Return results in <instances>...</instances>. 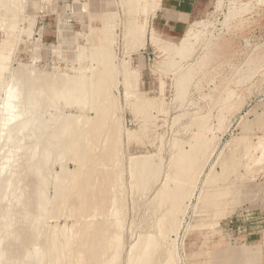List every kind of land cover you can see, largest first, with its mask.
Here are the masks:
<instances>
[{
  "label": "rangeland",
  "instance_id": "obj_1",
  "mask_svg": "<svg viewBox=\"0 0 264 264\" xmlns=\"http://www.w3.org/2000/svg\"><path fill=\"white\" fill-rule=\"evenodd\" d=\"M175 11L187 14L179 24ZM0 56V264H31L38 251L47 263L53 243L71 257L63 264L92 263L94 240L78 232L88 209L51 202L76 167L62 151L73 132L60 131L87 125L90 152L110 159L93 219L117 207L106 227L114 264L151 235L160 247L149 264H264V0H0ZM77 81L87 83L80 98ZM39 194L48 201L37 237L28 226Z\"/></svg>",
  "mask_w": 264,
  "mask_h": 264
},
{
  "label": "bare ground",
  "instance_id": "obj_2",
  "mask_svg": "<svg viewBox=\"0 0 264 264\" xmlns=\"http://www.w3.org/2000/svg\"><path fill=\"white\" fill-rule=\"evenodd\" d=\"M4 16V15H3ZM2 17V16H1ZM184 46V45H183ZM183 49V48H182ZM2 50V49H1ZM186 50H187V48H186ZM175 51V50H174ZM178 51V50H177ZM184 51V50H183ZM176 52V51H175ZM174 52V54H177V53H175ZM181 52V51H180ZM186 52V51H185ZM180 54V53H179ZM182 54H183V52H182ZM181 54V55H182ZM108 56H109V54H108ZM1 57V56H0ZM176 57H177V55H176ZM180 57V56H179ZM2 58V57H1ZM108 58V57H107ZM106 58V59H107ZM109 58H110V56H109ZM178 59V58H177ZM1 60V59H0ZM3 61H6V57L4 58V56H3V59L0 61V64H2L3 65V63L5 64L6 62H3ZM106 61V60H105ZM108 61V60H107ZM110 64V63H109ZM2 65H0V73H2L3 71H5L4 70V68L5 67H3ZM6 65V64H5ZM4 65V66H5ZM123 65V64H122ZM3 68H2V67ZM104 66H106V65H104ZM107 67V66H106ZM110 67V66H109ZM7 68V67H6ZM108 68V67H107ZM109 69V68H108ZM123 69V68H122ZM106 70V69H105ZM104 70V71H105ZM111 70V69H110ZM107 72V71H106ZM105 72V73H106ZM123 72V71H122ZM121 72V73H122ZM128 72V71H127ZM125 73V72H124ZM134 73V72H133ZM102 74V73H101ZM128 75H129V73H127ZM131 74V73H130ZM100 75V74H99ZM133 75V74H132ZM101 77V76H100ZM131 77V76H130ZM96 78V77H95ZM93 79L94 81L96 80V79ZM83 79H85V78H83L82 77V80ZM99 79V78H98ZM101 79V78H100ZM127 80V79H126ZM100 81V80H99ZM96 82V81H95ZM61 84V83H60ZM92 84H93V81H92ZM66 85V84H65ZM64 85V86H65ZM87 85V83L85 82V81H77L76 83H75V87L72 85V87L71 88H74V90L76 91L77 90V92H72L70 89H62L61 91V93H59V95H58V93H57V95L58 96H62L63 98L64 97H67L68 95H71L72 93L74 94V95H76V96H78L79 98L81 97V95L80 94H83V95H87V93H85V92H83V89L85 88V86ZM90 85H91V82H90ZM94 86H95V84H93ZM96 85H98V81H97V84ZM96 87V86H95ZM61 88H63V87H61ZM92 88V87H91ZM96 88H99L98 86L96 87ZM95 88V89H96ZM9 90H10V88H8ZM93 89H94V87H93ZM95 89H94V91H95ZM14 90V89H13ZM40 90V89H39ZM39 90H37V91H39ZM73 90V89H72ZM98 90V89H97ZM94 91H91V96L90 97H92V95H95L94 93ZM12 92V91H11ZM36 92V91H35ZM72 92V93H71ZM94 92V93H93ZM98 92V91H97ZM9 93V92H8ZM11 95H12V93H10ZM54 94H56V93H54ZM61 94V95H60ZM8 96V95H7ZM55 96V95H54ZM73 96V95H72ZM97 96V95H96ZM11 98V101H10V103H12V102H15V100H16V96L13 94V96H8V98ZM57 96H55V98H56ZM75 97V96H74ZM76 99H75V101L77 102L78 100L77 99H79V98H77V97H75ZM82 100H83V98H81ZM99 99V98H98ZM35 101H36V99H34ZM33 100V101H34ZM8 101V100H7ZM32 101V100H31ZM38 101H39V99H38ZM99 101V100H98ZM98 101H96L97 103H98ZM28 102H30V101H28ZM100 102V101H99ZM7 103V102H6ZM35 103V102H34ZM81 103V101L79 102V104ZM9 103H7V105H8ZM27 104V103H26ZM31 104H33V103H31ZM30 104V105H31ZM36 104V103H35ZM81 104H83V103H81ZM99 104V103H98ZM7 105L5 104V106H6V108H5V111L8 113V114H11L12 112H14V109L15 108H13V107H15V106H13V104H11V105H8V107H7ZM34 105V104H33ZM37 105H38V103H37ZM40 105V104H39ZM85 105V104H84ZM102 105V104H101ZM94 106V105H93ZM96 106V105H95ZM97 106H100V105H97ZM33 107V106H32ZM38 108V107H37ZM100 108V107H99ZM34 109L36 110V108L34 107ZM95 109V108H94ZM97 109V108H96ZM32 110H33V108H32ZM32 110H30V111H32ZM34 110V111H35ZM98 110V109H97ZM97 110H96V112H97ZM16 111V110H15ZM99 112V111H98ZM97 112V113H98ZM29 113H31V112H29ZM36 113V112H35ZM101 113V112H100ZM97 115V114H96ZM101 116L103 115V114H100ZM104 116V115H103ZM38 117H39V115H38ZM36 115H34V116H32V121L34 122V126L36 127V128H38V127H40L41 128V124H40V122H39V120L41 121V119L40 118H38ZM41 117V116H40ZM30 118H28L29 120H30ZM103 118V117H102ZM102 118L100 117V116H96V119L94 120L95 122H96V124H92V126L95 128V127H97V128H102L103 127V129H105L106 127H107V125L105 126V124L104 123H102V121H104L105 120V118L102 120ZM10 119H12V118H10ZM77 119H79V118H77ZM8 120H9V118L7 119V122H8ZM102 120V121H101ZM31 121V120H30ZM39 122L38 124L36 123V122ZM105 122V121H104ZM102 123V125L103 126H101L100 124ZM6 125V123H4V126ZM41 125V126H40ZM87 125V124H86ZM91 125V124H90ZM38 126V127H37ZM104 126H105V128H104ZM90 127V126H89ZM89 127H88V125H87V129H84L82 132H78V131H75V130H70L69 129V127L67 126L66 128H61L62 130L60 131V134H59V137H61L62 135H63V133H61V132H64L65 133V129L69 132L68 133V135H70V133H72L73 132V136H70L71 138H69L68 137V141H67V145H68V147H69V149H65V148H62L63 150L62 151H64V154H65V152L67 153V151H68V155H69V157H70V159H68V160H70L72 163L74 162L75 164H76V167H75V173H74V175H66L67 176V179L65 178V176L64 177H60L59 178V181L58 182H56L55 183V185H54V190H55V197L53 198L54 199V201H52L51 200V202L53 203V202H57L56 200H58V202H60L61 204H57V205H59V206H61L62 204L64 205V206H66L67 205V203L69 202L68 200H70V202L72 203V202H79L80 203V207H82V211L84 212L86 209H88L87 211L89 212V216L91 217V221H90V223H84V221H83V219H81L80 217H79V223H80V228L78 229V232L79 233H81V234H83V235H81L80 237L82 238V239H88V238H91L92 239V242H93V240H94V243H93V245H92V243H91V248H90V250L92 249V255H93V257H94V259H93V261H92V263L91 262H87V264H114V260L116 259V252H117V248H116V244H117V241H116V238H115V236H111V235H113V234H115L114 233V229H115V227L114 226H110L109 227V230L110 229H112L111 230V232L110 231H108V229L106 228L108 225V222L110 221V223L111 224H113V221H112V217H113V215L115 216V213L117 212V207H116V209H113V206L111 205V207H112V211L110 210V219L107 221V219H106V221L105 220H102V221H98L97 223H94V219L93 218H95L97 215H100V212H101V210H99V208L101 207L102 208V204L104 203V202H106V192H107V190H106V188H105V186H106V184H108V185H110L111 184V179H110V175H111V173L110 172H108V167H109V162H110V159H109V157H104L102 160H100V158H99V154H94L93 153V151L92 152H90V150H92V146H89V144H90V142H94V140L93 139H87V137H88V135L90 134V132H88L89 131ZM99 133H100V131H96V132H93V135H99ZM106 133V132H105ZM49 134V133H48ZM41 136H44L45 137V135H41ZM50 136H51V138L52 139H54V135H52V133L50 134ZM42 138V137H41ZM40 138V139H41ZM50 138V139H51ZM56 138V137H55ZM105 138V137H104ZM49 139V140H50ZM38 141H40V142H38ZM41 141L42 140H39V138L37 139V143H38V147L41 145L40 143H41ZM45 141V140H44ZM46 142V141H45ZM37 143L35 142V144L37 145ZM47 143H48V147H52V145L50 144V142L49 141H47ZM42 144H43V141H42ZM62 144V143H61ZM98 144V143H97ZM34 146V147H36L37 148V146ZM44 145V144H43ZM47 145V144H46ZM63 147V146H62ZM33 149L34 150V152L36 151L37 152V150H38V148L37 149ZM40 148V147H39ZM61 148V147H60ZM52 149V148H51ZM66 150V151H65ZM39 151V150H38ZM60 151H61V149H60ZM42 152V151H41ZM40 153V152H39ZM50 150H48V148L47 149H44L43 150V156H42V159H40L41 161H42V163H46L47 161H49L48 159H49V156H50ZM63 152H61V154H62ZM34 154V153H33ZM40 154H42V153H40ZM93 154V155H92ZM36 155V154H35ZM39 155V154H38ZM67 155V154H66ZM37 156V155H36ZM40 156V155H39ZM65 156V155H64ZM33 157V156H32ZM31 157V158H32ZM38 157V156H37ZM37 157H33V158H35V160L37 159ZM41 158V157H40ZM28 159H29V157H28ZM35 160H33V161H35ZM33 161H31V162H33ZM37 161V160H36ZM38 161H39V159H38ZM38 161L36 162V163H38ZM106 161H108V162H106ZM132 162V161H131ZM35 163V162H34ZM40 163V162H39ZM38 163V164H39ZM41 163V164H42ZM48 163V162H47ZM46 163V164H47ZM33 164V163H32ZM31 164V165H32ZM132 164H135V163H133L132 162ZM142 165V164H141ZM36 166H38V165H36ZM40 166V165H39ZM39 166H38V169H37V171L38 170H40L39 169ZM94 166H99L100 168H101V171L99 172V171H97V173L95 172V170H94V168H92V171H91V167H94ZM30 169V168H29ZM30 170H32V168L30 169ZM33 170H35V168L33 169ZM32 170V171H33ZM62 170H64V167L62 168ZM36 171V170H35ZM65 171V170H64ZM102 172H103V174H102ZM138 171L137 170H135V168H134V166H130V172H129V177L131 178V180H134L135 179V174L137 173ZM30 173V172H29ZM61 173H62V171H61ZM37 174L38 173H36V178H37ZM64 174V173H63ZM67 174H69V172L67 173ZM34 175H35V172H34ZM39 175V174H38ZM65 175V174H64ZM41 176V175H40ZM39 176V177H40ZM43 177V176H42ZM35 178V179H36ZM101 178V180L99 181L98 179H100ZM67 181H66V180ZM44 180V179H43ZM36 182H37V180H35ZM39 181V180H38ZM45 181V180H44ZM65 183V186H64V183ZM37 183H39V182H37ZM36 183V184H37ZM44 183V182H43ZM46 183V182H45ZM104 184V185H103ZM40 185V184H39ZM98 185L100 186V187H98ZM42 186H43V184H42ZM45 186H46V184L44 185V190H45ZM42 191V190H41ZM41 191H40V193H41ZM46 191V190H45ZM36 192H39V191H37V189H36ZM42 194H43V192H42ZM41 194V195H42ZM40 195V194H39ZM41 195L39 196L40 198L39 199H36V204H35V207H36V215H35V212L33 213V214H31L30 216H32V218H31V220H30V224H29V226H28V228H33V232L32 233H34L35 235H38L39 233H41V230L42 229H40V228H42L43 227V225H44V219H45V217H44V211L46 210L45 208H46V201L45 200H47L46 198H45V196L44 195H42V196H44L43 197V199H44V201H45V203H43L42 202V198H41ZM98 196L100 197V204L99 205H96V207H94V208H91V206H92V204L94 203V200H96V199H98ZM165 195H163V196H161V197H164ZM20 198H21V195L19 196ZM37 197V195L35 196V198ZM20 198H18L17 199V201L20 199ZM113 197H111L110 198V200H112L111 202L112 203H114V199H112ZM162 199V198H161ZM48 201V200H47ZM24 202V201H23ZM48 203V202H47ZM109 203V202H108ZM44 204H46V205H44ZM55 204V203H54ZM66 204V205H65ZM73 204V203H72ZM69 205V203H68V208L70 209L71 208V210L73 209V207H71V206H73V205ZM62 205V206H63ZM45 207V208H44ZM45 209V210H44ZM86 211V212H87ZM70 212H73V211H69V213ZM99 213V214H97V213ZM85 213V212H84ZM72 214V213H71ZM74 214H76V212H74ZM86 215V214H85ZM96 215V216H95ZM72 216V215H71ZM70 217V216H69ZM78 217V216H77ZM85 216H82V218H84ZM109 217V215L107 216V218ZM99 218V217H98ZM105 221V222H104ZM115 222H117V220H115ZM158 223H161V221L160 222H158ZM10 224V223H9ZM42 225V227H38V225ZM104 224H105V226H104ZM117 224H118V222H117ZM162 225V224H161ZM10 226V225H9ZM102 226H104V228L102 227ZM118 228H119V224H118ZM161 228V227H160ZM52 229V228H51ZM163 230V229H162ZM56 230H51V232H55ZM157 231V230H156ZM63 233H65V228H63V231H62ZM104 232V233H103ZM106 232H110V233H106ZM159 233H160V230L158 231ZM44 232H43V230H42V234H43ZM62 233V234H63ZM74 233H73V231H72V233H71V235H73ZM105 234V235H104ZM108 234H109V236H108ZM153 235H154V233H152ZM41 235V234H40ZM151 235V234H150ZM159 235V234H158ZM141 236V235H140ZM143 236V235H142ZM37 237H39V235L37 236ZM64 236H62V238H63ZM154 237V238H153ZM152 237V235L151 236H147V239H146V241H143V242H141V243H137L134 247H132V248H129V249H131V250H129L130 252H128V260H127V264H149L150 262H151V260H152V257L154 258V255H156V252H157V250H158V248L160 247H158L157 246V244H156V240H155V236H153ZM162 237V236H161ZM142 238V237H141ZM73 239H75L74 237H73ZM140 239V238H139ZM143 240V239H142ZM71 241V237L69 238V240H68V242H70ZM53 243V242H52ZM96 243V244H95ZM102 243V244H101ZM135 243V242H134ZM134 243H133V245H134ZM55 243H53V245H54ZM60 244V243H59ZM52 245V250L49 252V256L51 257V259L49 260V261H47V263H46V261H44V260H46L45 259V254L44 253H42V255L40 256V253H39V251L38 252H35L34 253V258H40L38 261H36V262H33V263H31V264H63V262L64 261H69L70 260V256L67 258V259H64L63 260V258L61 257V255L62 256H64L65 255V250H64V248H59L60 250L58 251V249L56 250V247H55V245L53 246ZM58 245V244H57ZM159 245V244H158ZM59 246H61V244L59 245ZM162 246V245H161ZM163 248V247H162ZM166 248V247H165ZM86 246L84 245V243H82L80 246H79V248H78V252H74L73 254L74 255H76V256H78V255H80V256H84V254H85V252H86ZM40 250V249H39ZM168 250V249H167ZM39 253V254H38ZM71 254V253H70ZM3 256H4V254H3V252L2 251H0V262H1V260H2V258H3ZM118 259V258H117ZM126 260V259H125ZM169 260H171V259H169ZM49 262V263H48ZM155 262V261H154ZM167 262H168V260L165 262L166 264H167ZM171 262V261H170ZM22 264V263H21ZM27 264H30V263H27ZM81 264H84L83 262H81ZM85 264H86V262H85ZM152 264H153V262H152ZM156 264V263H155ZM169 264V263H168Z\"/></svg>",
  "mask_w": 264,
  "mask_h": 264
},
{
  "label": "crops",
  "instance_id": "obj_3",
  "mask_svg": "<svg viewBox=\"0 0 264 264\" xmlns=\"http://www.w3.org/2000/svg\"><path fill=\"white\" fill-rule=\"evenodd\" d=\"M169 10H170V9H168L167 12H169ZM173 10H175V9H173ZM177 13H178V14H177ZM165 14H166V12H165ZM175 14H177V17H175V20L178 21V22H176L175 24H179V23H181V21H183V18H185L184 16L187 15V14H185V13H183V12H179V11H175ZM165 16H166V21L169 22L170 18H169V16H168V14L165 15Z\"/></svg>",
  "mask_w": 264,
  "mask_h": 264
}]
</instances>
